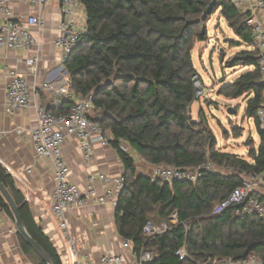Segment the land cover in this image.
<instances>
[{"label": "trees", "instance_id": "1", "mask_svg": "<svg viewBox=\"0 0 264 264\" xmlns=\"http://www.w3.org/2000/svg\"><path fill=\"white\" fill-rule=\"evenodd\" d=\"M80 2L86 13V32L65 68L71 93L93 96L95 110L90 119L102 127L124 166L126 184L116 208L118 234L132 242L138 259L143 250L153 253V260L142 264H237L251 256L264 264V220L252 215L236 217L234 208L214 214L216 206L249 175L264 171V128L258 117L264 83L261 56L254 50V35L247 26L249 13L230 0ZM219 10L240 39L230 46L247 47L226 66L248 70L222 88L220 95L249 99L245 116L254 120L260 138L257 149L247 145L251 161L222 152L203 117L196 122L191 115L198 99L197 83L202 85L192 54L196 43L208 41V22ZM73 105L69 96L60 110L47 111L68 115ZM123 144L131 148L130 153ZM133 154L154 167L168 164L195 169L211 163L231 173L215 171L196 183H168L139 174ZM0 182L13 196L29 235L56 264H63L1 165ZM0 209L15 224L1 193ZM174 215L176 224L172 223ZM149 222L168 228L149 237L144 232ZM17 239L29 261L46 264L18 232ZM183 247L188 255L185 260L177 256Z\"/></svg>", "mask_w": 264, "mask_h": 264}, {"label": "built area", "instance_id": "2", "mask_svg": "<svg viewBox=\"0 0 264 264\" xmlns=\"http://www.w3.org/2000/svg\"><path fill=\"white\" fill-rule=\"evenodd\" d=\"M24 1L29 5L44 6L50 0ZM230 1L242 12L249 13L247 26L251 28L254 35V50L259 51L261 56V75L264 83V0ZM60 10L62 20L59 24L55 47L61 53V63L65 67L70 55L78 47L82 35L86 32V27H81L79 23L81 11L84 10L80 0H60ZM0 13L3 19V24L0 28V49L19 51L29 50L37 46L32 29L44 25L41 17L16 18L10 5V0H0ZM259 13H261L260 17H258ZM37 62L38 59L34 58L27 61V64L35 66ZM197 88L199 89L197 97L200 99L204 95V91L200 83H197ZM39 92H46L65 98L72 96L74 99V105L68 115H55L48 112L42 105H36L39 126L33 133L32 142L36 156L52 161L54 167L56 190L51 197V201L52 212L59 221V226L66 242V249L63 255L65 258L62 263L89 264L78 259V251L67 223L66 212L72 207L83 206L86 200L117 208L119 198L125 189V174L118 176L99 175L98 180L105 185L102 194L96 189L97 180L92 176L88 178L85 193L78 185L71 183L69 180L70 168L63 155L65 140L68 137L76 138L85 161L91 163L94 159L95 145H108V138L102 127L90 119L91 113L95 110L93 96H75L71 93L70 84L65 82L62 84L44 82L39 87H34L17 72L9 71L6 84L7 113L12 115L32 107L34 97ZM258 117L264 128V102L258 111ZM123 149L127 153L131 152V148L126 144H123ZM211 172H215L214 165L211 163L195 169H182L175 165L162 164L153 167L151 178L168 183L176 181L196 183L206 173ZM230 208H234L236 217L252 215L264 220V171L249 175L241 186L236 188L226 200L216 206L214 214H221ZM177 221V215H174L172 223L176 224ZM167 228L166 225L155 226L149 222L144 228V232L151 237L163 234ZM123 249L125 251H133L132 242L124 239ZM177 256L181 260H185L188 257L184 247L177 252ZM153 257V253L143 250L140 259L137 257V264L150 262ZM101 262L102 264H125L126 258L123 255L107 254L102 258ZM237 264L263 263L256 256H251L247 262Z\"/></svg>", "mask_w": 264, "mask_h": 264}, {"label": "crops", "instance_id": "3", "mask_svg": "<svg viewBox=\"0 0 264 264\" xmlns=\"http://www.w3.org/2000/svg\"><path fill=\"white\" fill-rule=\"evenodd\" d=\"M10 5L16 18L39 16L44 25L32 29L37 41L34 48L19 51L0 49V165L14 179L17 190L30 205L35 222L63 261L66 242L59 221L52 212L51 197L56 190L54 167L52 161L36 156L32 136L39 126L36 105L57 112L66 98L39 92L32 107L12 115L6 111L9 71L17 72L34 87L44 82L69 84L68 72L61 63V53L55 47L62 20L60 0H50L44 6L10 0ZM260 16L261 13L258 14ZM79 23L81 27L85 26V10L81 11ZM2 24L0 13V28ZM34 58L38 59L35 66L28 65L27 61ZM94 152L93 161L87 163L76 138L68 137L63 144V155L70 168V182L85 193L88 178L92 176L97 180L96 189L102 194L105 185L98 180L99 175L118 176L125 170L117 151L110 144H96ZM143 175L151 178L150 174ZM66 219L81 262L102 264L105 255L114 254L123 255L125 264H137L134 251L123 249L124 239L116 228V208L86 200L83 206L68 209ZM15 230L11 220L0 211V264H32L22 254L14 236ZM4 232L9 234L3 237Z\"/></svg>", "mask_w": 264, "mask_h": 264}, {"label": "rangeland", "instance_id": "4", "mask_svg": "<svg viewBox=\"0 0 264 264\" xmlns=\"http://www.w3.org/2000/svg\"><path fill=\"white\" fill-rule=\"evenodd\" d=\"M207 29L208 41L196 43L192 54L194 67L202 81L204 95L192 105L191 115L196 122H199L203 117L222 152L238 155L247 161H251L248 156L249 147L247 145L251 144L257 149L260 138L254 120L245 116L249 99L243 97L233 100L220 95L222 88L231 85L247 71L241 67L231 69L226 66L235 54L246 50L247 47L244 44L240 47L230 46V42H238L240 39L222 17L220 10L210 18ZM230 112H234V114L230 115ZM133 155L136 158L138 171L152 175L153 166H149L140 160L138 155ZM214 170L225 174L231 173L221 170L217 166H214ZM7 232H4L2 236L8 235ZM15 233L14 236L17 239V229ZM30 262L34 264L32 261Z\"/></svg>", "mask_w": 264, "mask_h": 264}, {"label": "water", "instance_id": "5", "mask_svg": "<svg viewBox=\"0 0 264 264\" xmlns=\"http://www.w3.org/2000/svg\"><path fill=\"white\" fill-rule=\"evenodd\" d=\"M234 114V112H230V115ZM0 193L2 197L5 199L6 203L9 205L17 232L20 233L23 238L27 241V243L31 246L34 252L46 263V264H56L50 255L29 235L27 232L22 217L19 213V210L15 204L13 196L5 189L3 184L0 182Z\"/></svg>", "mask_w": 264, "mask_h": 264}]
</instances>
